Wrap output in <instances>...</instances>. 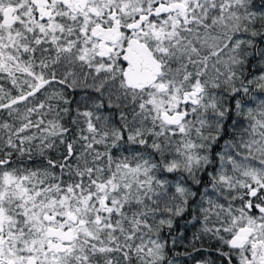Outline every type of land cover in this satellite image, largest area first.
<instances>
[{
	"label": "snow or ice",
	"instance_id": "6c2138e0",
	"mask_svg": "<svg viewBox=\"0 0 264 264\" xmlns=\"http://www.w3.org/2000/svg\"><path fill=\"white\" fill-rule=\"evenodd\" d=\"M0 264H264V0H0Z\"/></svg>",
	"mask_w": 264,
	"mask_h": 264
},
{
	"label": "trees",
	"instance_id": "16d2710c",
	"mask_svg": "<svg viewBox=\"0 0 264 264\" xmlns=\"http://www.w3.org/2000/svg\"><path fill=\"white\" fill-rule=\"evenodd\" d=\"M77 99H79V96H77Z\"/></svg>",
	"mask_w": 264,
	"mask_h": 264
}]
</instances>
